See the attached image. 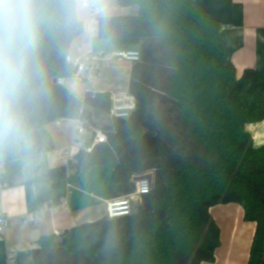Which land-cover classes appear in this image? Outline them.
<instances>
[{
  "label": "trees",
  "instance_id": "16d2710c",
  "mask_svg": "<svg viewBox=\"0 0 264 264\" xmlns=\"http://www.w3.org/2000/svg\"><path fill=\"white\" fill-rule=\"evenodd\" d=\"M116 1L138 10L98 17V37L139 47L128 90L137 109L129 119H111L110 92L77 97L57 83L74 72L66 57L84 22L77 0H35L42 17L39 71L20 105L30 135L19 144L0 143V157L18 165L23 157L54 150L48 124L79 119L91 130L95 117L105 115L108 123L99 129L108 140L128 128L124 138L96 144L90 153L81 150L76 163L51 168L55 187L64 189L92 167L117 160L114 197L134 193V179L147 174H153L152 190L128 216L41 236L32 250L34 264L214 262L221 243L212 206L241 204L244 219L256 222V233L264 236V145L255 147L246 129L264 120V72L247 68L238 76L226 58L220 22L196 0ZM20 177V169L12 170L3 181Z\"/></svg>",
  "mask_w": 264,
  "mask_h": 264
},
{
  "label": "crops",
  "instance_id": "0c3cea01",
  "mask_svg": "<svg viewBox=\"0 0 264 264\" xmlns=\"http://www.w3.org/2000/svg\"><path fill=\"white\" fill-rule=\"evenodd\" d=\"M196 2L212 18L220 22L222 26L220 35L226 58L234 64L238 76L247 68L264 72V0H196ZM113 3L114 6H111ZM106 7L109 10L108 15L112 16L134 14L138 10L136 6L121 7L116 0L107 2ZM77 12L84 22L85 29L73 42L70 49L72 55L79 54L78 47H81V51L90 48L94 50L119 48L110 41L100 39L98 36L93 37L89 29L95 19L91 18L87 11L84 13L77 9ZM129 48L139 49L137 46ZM132 68L133 63L128 62L126 64L128 83L123 90H91L87 85L80 88L79 85L70 82L71 78H66L63 85L77 97H84L87 91L105 90L110 93L128 91ZM94 121L96 124L93 129L88 130L79 119H58L52 122L53 128H49L52 123L46 126L54 142L53 151L28 155L23 157L18 165L15 163L13 166L6 164L0 157V214L9 219L8 227L2 234L3 240H0V264H7L9 249L16 250L17 264H34L32 250L37 247V241L41 236L59 235L75 226L108 217L106 201L114 198L112 172L117 160L92 167L87 173L73 178L64 189L56 188L58 180L48 174L51 168L67 165L69 161L76 163V156L82 150L77 140L90 144L92 130L101 131L100 126L108 123V118L105 115L96 116ZM80 127L84 132H79ZM246 129L251 133L255 147L264 145V120L248 123ZM127 130L128 128L120 131L107 143L114 145L119 142ZM78 133L85 136L77 137ZM19 169L21 177L15 183L3 181L4 174L12 170L17 172ZM161 172L165 175L170 173L164 170ZM73 173L75 171H70L68 175L71 176ZM62 193L63 196L59 197ZM131 195L135 207L141 202V197L134 193ZM61 203L66 206H60ZM210 213L220 226L221 244L215 250V261L202 264H264V236L256 233V222L244 219L241 204L235 202L217 204L210 208ZM31 216H37V219L30 222Z\"/></svg>",
  "mask_w": 264,
  "mask_h": 264
},
{
  "label": "clouds",
  "instance_id": "9594fccd",
  "mask_svg": "<svg viewBox=\"0 0 264 264\" xmlns=\"http://www.w3.org/2000/svg\"><path fill=\"white\" fill-rule=\"evenodd\" d=\"M41 12L35 0H0V143L26 142L21 102L38 74Z\"/></svg>",
  "mask_w": 264,
  "mask_h": 264
},
{
  "label": "built area",
  "instance_id": "2783aa9c",
  "mask_svg": "<svg viewBox=\"0 0 264 264\" xmlns=\"http://www.w3.org/2000/svg\"><path fill=\"white\" fill-rule=\"evenodd\" d=\"M81 6L86 9L89 16L95 19V22L90 26V33L94 37L98 36V17L107 15L108 8L102 4L101 0H81ZM79 54L67 55V62L71 63L74 67V72L70 77L73 80L79 82H86L92 78L101 74L103 64L110 61L117 63L130 62L135 63L141 59V51L134 48H113L109 50H94L90 48L86 51H81V47H78ZM66 78L59 77L57 83L63 85ZM111 105L109 108V116L113 119H129L133 112L137 109L136 96L130 91H120L110 93ZM81 121V120H80ZM82 122V121H81ZM83 124V122H82ZM79 132H84L82 127L79 128ZM92 143L86 144L83 140H77L81 144L82 150L85 152H92L96 144L106 143L107 136L99 131L92 130L91 132ZM69 185V184H68ZM153 182L149 179H142L136 181V189L134 195L142 196L151 192ZM62 207L66 205L61 203ZM107 216L109 218L124 217L132 214L133 202L132 195H125L114 197L106 201ZM37 219V216H31L29 221L32 222ZM9 219L3 214H0V240H3L2 234L8 227ZM16 250L9 249L7 253V264L16 263Z\"/></svg>",
  "mask_w": 264,
  "mask_h": 264
},
{
  "label": "rangeland",
  "instance_id": "374dc122",
  "mask_svg": "<svg viewBox=\"0 0 264 264\" xmlns=\"http://www.w3.org/2000/svg\"><path fill=\"white\" fill-rule=\"evenodd\" d=\"M111 1L112 0H101V2H103L102 4H105L106 6H107V2H111ZM111 6H114V3L113 5L111 4ZM77 9H79L80 12L86 13V9L81 6V0H77ZM121 15H125V14H121ZM127 63L128 62L117 63L115 61L106 62L103 64L101 74L98 75L97 77L92 78L86 82H79L73 79L70 82L79 85L80 88H82V86L85 87V85H87L91 90L105 89L110 91H116V90L126 89L128 83L126 77L127 75L126 73L128 70L126 69ZM53 127H54L53 123L49 125L50 129ZM79 136H85V134L78 133L77 137Z\"/></svg>",
  "mask_w": 264,
  "mask_h": 264
},
{
  "label": "water",
  "instance_id": "95a60500",
  "mask_svg": "<svg viewBox=\"0 0 264 264\" xmlns=\"http://www.w3.org/2000/svg\"><path fill=\"white\" fill-rule=\"evenodd\" d=\"M149 179L151 182H153V176L152 174H147V175H143V176H139V177H136L134 180L135 181H139V180H142V179ZM66 232H68V230H66Z\"/></svg>",
  "mask_w": 264,
  "mask_h": 264
}]
</instances>
